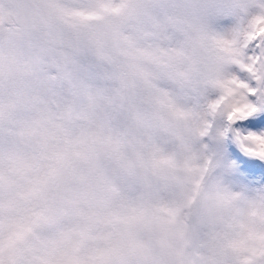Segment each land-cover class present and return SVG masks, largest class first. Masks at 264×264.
Wrapping results in <instances>:
<instances>
[{"label":"snow or ice","instance_id":"obj_1","mask_svg":"<svg viewBox=\"0 0 264 264\" xmlns=\"http://www.w3.org/2000/svg\"><path fill=\"white\" fill-rule=\"evenodd\" d=\"M205 46L226 66L192 96ZM191 104L222 161L207 196L213 264H264V0H0V264H120L122 237L91 248L97 226L142 209L103 210L89 185L121 200L111 189L139 168L174 165L153 129ZM124 139L147 155L116 176Z\"/></svg>","mask_w":264,"mask_h":264},{"label":"rangeland","instance_id":"obj_2","mask_svg":"<svg viewBox=\"0 0 264 264\" xmlns=\"http://www.w3.org/2000/svg\"><path fill=\"white\" fill-rule=\"evenodd\" d=\"M241 5H254L258 0H237ZM93 7L94 4H88ZM254 8L247 9L248 14ZM227 27V25H225ZM202 76L188 86L192 96L205 89L204 76L226 64L220 53L210 46L198 49ZM221 76L227 73L220 72ZM212 90L211 88L209 89ZM191 115L186 120H173L154 128L160 140L153 143L174 165L161 163L156 169H138V179L112 191L122 193L121 200H114L100 184H90L92 199L101 209L111 212L124 205L142 209V215L133 221L106 220L97 226L94 250L114 234L123 238L118 260L120 264H213L220 257L212 245L207 227L208 193L218 183L222 161L215 143V125L211 135H200L204 127V107L189 105ZM134 128V126H132ZM151 139V137H148ZM114 163V175L127 173L126 165L140 162L147 154L131 139L121 140ZM199 184L197 192L190 190ZM194 195L191 206H186L185 193ZM223 235V232L220 233ZM240 239L238 232L231 233ZM225 261L226 257H221Z\"/></svg>","mask_w":264,"mask_h":264}]
</instances>
